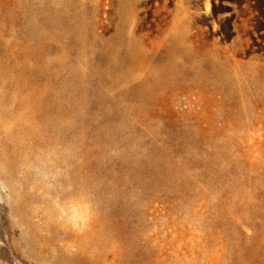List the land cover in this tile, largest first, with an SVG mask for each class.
Wrapping results in <instances>:
<instances>
[{
  "label": "rangeland",
  "instance_id": "1",
  "mask_svg": "<svg viewBox=\"0 0 264 264\" xmlns=\"http://www.w3.org/2000/svg\"><path fill=\"white\" fill-rule=\"evenodd\" d=\"M0 264H264V0H0Z\"/></svg>",
  "mask_w": 264,
  "mask_h": 264
}]
</instances>
